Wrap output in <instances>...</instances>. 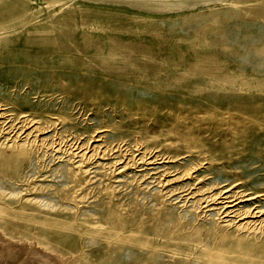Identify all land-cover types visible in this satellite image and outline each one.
I'll return each instance as SVG.
<instances>
[{
  "label": "rangeland",
  "instance_id": "obj_1",
  "mask_svg": "<svg viewBox=\"0 0 264 264\" xmlns=\"http://www.w3.org/2000/svg\"><path fill=\"white\" fill-rule=\"evenodd\" d=\"M193 2L0 0V264H264V17Z\"/></svg>",
  "mask_w": 264,
  "mask_h": 264
},
{
  "label": "bare ground",
  "instance_id": "obj_2",
  "mask_svg": "<svg viewBox=\"0 0 264 264\" xmlns=\"http://www.w3.org/2000/svg\"><path fill=\"white\" fill-rule=\"evenodd\" d=\"M125 1H127V3H129L131 6H134V7L144 8V9H157V10L167 9V8H169V9L170 8H179V7L188 5V4L192 5V4H196L197 3V2H193L195 0H193V1H191V0H125ZM199 1H201V0H199ZM231 2L239 4V5L243 6V7H245L247 9V13L250 14L251 16H253V17H260V16L264 17V0H231ZM0 33H1V26H0ZM1 240H2V237H1ZM10 246H12V245L10 244ZM14 248H15V246H14ZM11 250H14V249L11 248ZM13 252H15V250ZM16 253H18V252L16 251ZM12 254H14V253H12ZM40 254H42V252ZM40 254H39V251H38V254L36 256H38V255L40 256ZM43 255L41 257H44ZM48 257H50V256L48 255ZM46 258H47V256H45V259ZM30 259L32 260V258H30ZM41 259H44V258H41ZM51 259H53V258H51ZM45 262H48V259ZM41 263H43V262L41 261Z\"/></svg>",
  "mask_w": 264,
  "mask_h": 264
}]
</instances>
